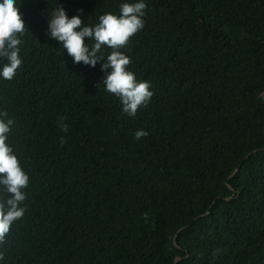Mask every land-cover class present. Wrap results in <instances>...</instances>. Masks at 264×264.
Masks as SVG:
<instances>
[{
  "label": "trees",
  "instance_id": "trees-1",
  "mask_svg": "<svg viewBox=\"0 0 264 264\" xmlns=\"http://www.w3.org/2000/svg\"><path fill=\"white\" fill-rule=\"evenodd\" d=\"M136 2L15 0L0 118L29 181L0 264H264V0H143L120 51L153 96L131 117L97 87L105 61L75 64L46 32L58 6L94 26Z\"/></svg>",
  "mask_w": 264,
  "mask_h": 264
},
{
  "label": "clouds",
  "instance_id": "clouds-1",
  "mask_svg": "<svg viewBox=\"0 0 264 264\" xmlns=\"http://www.w3.org/2000/svg\"><path fill=\"white\" fill-rule=\"evenodd\" d=\"M146 4L143 0L136 3H123L120 14L107 13L99 17V23L94 26H85L79 15L69 18L62 6L54 8L48 20L46 35L55 39L63 50H66L73 63H83L95 67L99 61L104 73L101 82L107 93L114 95L122 104V113L135 117L141 107H147L153 92L146 81L138 82L135 74L128 69L131 61L120 49L127 47L131 37L144 27ZM25 22L15 0L0 2V58L7 62L0 70V77L12 80L22 60L19 56L23 43L20 36L25 33ZM85 38L92 41L91 47L85 43ZM112 51L106 57L102 48ZM64 52V51H63ZM7 112H0V117H7ZM61 116L58 123L62 132L68 131V125L63 123ZM14 121L0 118V185H3L10 194V198L0 202V245L5 243L6 234L10 225L21 218L25 209L20 204L25 200L22 189L28 184L29 177L22 170L13 149L6 143L8 133ZM148 133L138 130L134 133L135 139L146 137ZM63 142V138H62ZM0 259L3 255L0 254Z\"/></svg>",
  "mask_w": 264,
  "mask_h": 264
},
{
  "label": "water",
  "instance_id": "water-1",
  "mask_svg": "<svg viewBox=\"0 0 264 264\" xmlns=\"http://www.w3.org/2000/svg\"><path fill=\"white\" fill-rule=\"evenodd\" d=\"M177 244V243H176Z\"/></svg>",
  "mask_w": 264,
  "mask_h": 264
}]
</instances>
